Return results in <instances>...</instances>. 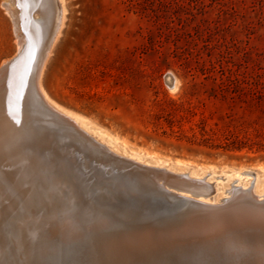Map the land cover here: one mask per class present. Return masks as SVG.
<instances>
[{
    "label": "rangeland",
    "instance_id": "1",
    "mask_svg": "<svg viewBox=\"0 0 264 264\" xmlns=\"http://www.w3.org/2000/svg\"><path fill=\"white\" fill-rule=\"evenodd\" d=\"M6 1L0 0V66L17 53L24 33L20 22L17 30ZM53 2L23 3L24 19L37 23L41 35L26 50L29 71L57 26ZM61 4L64 18L40 75V84L53 101L85 116L129 150L216 171L261 172L264 0H62ZM167 73L176 78L175 89L167 87ZM251 92L261 97L252 99ZM32 95L27 92V98ZM30 109L38 114L37 108ZM203 130L208 134L202 136ZM229 134L248 140L251 148L214 146ZM208 135L211 140L202 142ZM64 216L80 220L82 226L93 220L91 215ZM56 247L60 249L59 244Z\"/></svg>",
    "mask_w": 264,
    "mask_h": 264
},
{
    "label": "water",
    "instance_id": "2",
    "mask_svg": "<svg viewBox=\"0 0 264 264\" xmlns=\"http://www.w3.org/2000/svg\"><path fill=\"white\" fill-rule=\"evenodd\" d=\"M26 59L24 47L0 66L1 87L8 76L18 74ZM37 66L18 83L22 94L15 92L33 119L26 146L45 175L70 196L76 206L72 213L99 218L102 227L97 235L112 249L107 253L95 243L93 256L109 264H254L258 250L252 242L242 249L227 240L233 224L239 227V236L243 231L250 238L258 235L261 228L254 215L264 218V203L242 194L203 203L187 193L182 178L112 152L38 100ZM173 78L171 73L164 76L169 89ZM28 91L32 99L27 98ZM31 106L38 114L31 113ZM59 245V250L53 247L22 264H87L90 252L80 243Z\"/></svg>",
    "mask_w": 264,
    "mask_h": 264
},
{
    "label": "bare ground",
    "instance_id": "3",
    "mask_svg": "<svg viewBox=\"0 0 264 264\" xmlns=\"http://www.w3.org/2000/svg\"><path fill=\"white\" fill-rule=\"evenodd\" d=\"M35 1L38 2V0ZM25 2L26 0L5 2L7 11L13 18L12 21L18 25L17 30L19 31L20 22L24 31L20 36L18 35L20 47L14 56L24 47L27 54L26 50L29 49L30 44L38 42L41 37L39 33L37 34L38 24L31 25L28 20L24 19L25 9L22 6ZM61 2L55 0V6L58 9L57 21H55L57 26L53 28L54 31L52 30L48 44L39 53L41 58L37 63L35 82V93L38 100L70 119L112 152L141 164L160 167L165 173L175 178H182L186 183L187 193H193L203 203H218L222 199L238 194L251 196L257 204L264 203V167L260 168L261 172L250 168H227L228 170L216 171L212 166L193 167L178 160L163 159L151 153H142L143 151L140 150H129L126 144L123 145L121 141L119 144L113 137L114 135L111 136L105 129L94 125L85 116L53 101L42 88L40 75L44 59L64 18V7ZM52 3H54L53 0ZM10 5H14V9H11ZM33 15H38V13H33ZM40 19L42 20V18L38 20ZM51 20L48 22H52ZM46 24L49 23L46 21ZM31 55L33 56L34 52ZM29 63L28 59L24 63L21 62L18 66V74L15 72L8 76L5 79V86L1 87L0 82V264H22L32 258L37 260L45 252L52 251L56 244L71 242L80 243L90 252L86 260L87 264H109L92 255L95 243L98 244V249H106L107 253L112 249L97 235L102 227V224L98 223L99 218L96 217L90 220L87 226H82L80 220L74 222L65 217L64 215H78L70 213L73 201L69 195L63 196L56 181L45 175L41 163L36 161L26 146L27 138L31 137L33 119L24 109L23 102L20 105L19 100H16L15 92L18 91L20 95L23 92V89H19L17 85L24 82ZM32 68H36V64ZM175 88L176 78L174 77L171 89ZM246 175H252V177ZM211 180L213 182L210 184ZM254 216L259 218L257 224L261 231L258 235L250 238L244 235L245 231H240L241 236H239L237 235L239 227L233 224L230 227L231 234L227 242L242 249H247L246 242H252L253 248L258 250L254 264H264V218L261 215ZM231 219L234 220L233 217Z\"/></svg>",
    "mask_w": 264,
    "mask_h": 264
},
{
    "label": "trees",
    "instance_id": "4",
    "mask_svg": "<svg viewBox=\"0 0 264 264\" xmlns=\"http://www.w3.org/2000/svg\"><path fill=\"white\" fill-rule=\"evenodd\" d=\"M251 98L253 99L254 98V96L256 97V98H260L261 97V95L259 94V93H256V92H251ZM207 131H205V130H203V133H201L202 134V136H204V134H208V133H206ZM247 138V137H246ZM209 140H211V137H210V135H208V136H205L203 139H202V142H204V143H208L209 142ZM248 140H246V139H242V138H237V136H233V135H225L224 136V141H223V143H218V144H216V145H214V146H216V147H221V148H223V149H241L242 147H244V146H248V148H251V144L250 143H248L247 142ZM210 145L211 146H213V144L212 143H210ZM258 148H264V144H262V143H259V145H258Z\"/></svg>",
    "mask_w": 264,
    "mask_h": 264
}]
</instances>
